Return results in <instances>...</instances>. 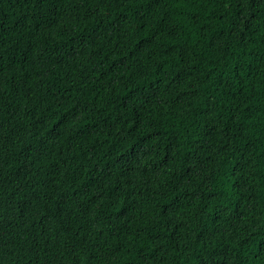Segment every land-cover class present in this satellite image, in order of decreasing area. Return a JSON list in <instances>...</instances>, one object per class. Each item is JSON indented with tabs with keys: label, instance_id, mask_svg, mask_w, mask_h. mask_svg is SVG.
<instances>
[{
	"label": "trees",
	"instance_id": "obj_1",
	"mask_svg": "<svg viewBox=\"0 0 264 264\" xmlns=\"http://www.w3.org/2000/svg\"><path fill=\"white\" fill-rule=\"evenodd\" d=\"M0 264H264V0H0Z\"/></svg>",
	"mask_w": 264,
	"mask_h": 264
}]
</instances>
